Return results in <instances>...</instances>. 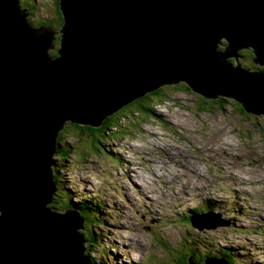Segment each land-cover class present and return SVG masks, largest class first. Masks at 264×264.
<instances>
[{"label":"water","instance_id":"1","mask_svg":"<svg viewBox=\"0 0 264 264\" xmlns=\"http://www.w3.org/2000/svg\"><path fill=\"white\" fill-rule=\"evenodd\" d=\"M58 2L64 25L51 56L55 32L32 29L17 0H0V264H88L79 214L56 216L47 206L64 123L99 127L175 81L264 115V72L227 61L249 47L264 63V0ZM188 264L197 263L189 256Z\"/></svg>","mask_w":264,"mask_h":264},{"label":"rangeland","instance_id":"2","mask_svg":"<svg viewBox=\"0 0 264 264\" xmlns=\"http://www.w3.org/2000/svg\"><path fill=\"white\" fill-rule=\"evenodd\" d=\"M19 2L35 22L50 20L56 0ZM241 55L240 65L253 64ZM160 87L165 98L144 101L148 117L133 114L128 132L109 127L95 147L71 122L59 134L64 155L52 159L59 186L76 202L88 199L84 211L94 220L81 229L95 233L94 247L86 241L85 252L99 264H177L191 256V246L199 259L230 250L233 264H264V115L240 111L229 96L204 97L185 81ZM202 98L221 102L203 110ZM128 110L134 113L135 106ZM210 202L217 207L213 211ZM195 213H206L193 215L202 229L187 219Z\"/></svg>","mask_w":264,"mask_h":264},{"label":"trees","instance_id":"3","mask_svg":"<svg viewBox=\"0 0 264 264\" xmlns=\"http://www.w3.org/2000/svg\"><path fill=\"white\" fill-rule=\"evenodd\" d=\"M19 7L22 9L23 5L21 6V4H19ZM27 22H29L31 25H34V21H32L30 19V16L27 18ZM38 23H40V24L42 23V24H46V25L51 24L50 26L55 27V29L58 26L61 27L64 25V18H63L58 0H56L55 6L53 8V13L50 15V20L38 19ZM38 23H36V24L40 25ZM61 38L62 37L59 33L55 34V39L57 41L56 45H58V42H61ZM219 49H220V47H219ZM53 51H56V50L53 49ZM53 51L51 53L55 54ZM238 53H239L238 57L242 53V55L240 57H242L246 61L254 62L255 60H258V57H256L254 50L252 48L246 47L245 50H242L241 53L240 52H238ZM254 56L256 58H253ZM227 61H228V64L229 63L233 64L234 62H236L235 58H232L231 60H227ZM253 64L243 63L242 66L245 67V69H249V70L254 71V72H264V66H262L260 64H257L255 66ZM164 90H165L164 87H159L154 91H150V92L144 94L143 96L136 98L131 103L125 105V107L116 110L113 114H111V115L107 116L105 119H103L101 122V125L99 127L93 128V127H90L88 125H77V124L71 125V124H69V122L64 123L63 126H65V124H67L69 126L71 125L73 127V129H76V131L80 133V135L86 134L88 137H91L93 140V142L91 141V144L93 143V147H95V145L97 146V143H99V137L102 136V135H99V133H102V134L105 133L103 130H106L108 132L109 127H111L112 129L116 130L117 132H120L121 134H123L126 132V130L128 132V129H130L129 124H131L135 121L133 114L139 115L140 113L144 112L145 117L147 118L148 117L147 113H150V109L148 107L145 108V106L143 104L144 101H147V99H150V100L155 101V102H161L159 97L165 98V96L163 95ZM202 99H204V98H202ZM220 102L221 101H219V100L217 101V100H211V99H204L203 105H205V107L202 108L201 104H200L201 102H198V108L205 110V109L209 108L210 106L216 107V104H219ZM236 102L232 103V104H234L240 111H245L243 106L238 102H237L238 103L237 104ZM157 104H160V103H157ZM131 105L135 106L134 113L132 111L128 110V108ZM126 108H127V110H125ZM66 126H65V128H66ZM63 132H65L64 128L60 132L57 133L56 144L59 143V134L63 133ZM103 137H105V135H103ZM57 153H60L61 156L64 155V145H60L58 147ZM49 176H50L51 184L54 186V190H55V195L53 197L54 199H53L52 203L54 204L56 199L63 200L68 207L70 206V207L75 208V210L79 213V215L85 221V223L89 224V222H90L92 224L94 222V220L93 219L89 220V216L86 215V212L84 211V209L87 210V208H86L87 203L75 202L73 200V196H71L69 191H67L65 189L63 190V188H61L59 186L58 175L56 173V169L54 168V161L53 160L49 166ZM52 203H51V206L54 207L52 205ZM187 219H188V217H187ZM86 237H87L86 241H88V245L91 244L93 246L94 241H95V233L92 231V229L86 231ZM186 241H187V239H186ZM185 244H187V243L184 242L183 245H185ZM187 245L190 246L193 244H187ZM88 247H90V246H88ZM190 248H191L190 255L192 256L193 261L197 264H202L205 257L202 259L201 258L199 259V255L196 252V250L192 249L191 246L188 249H190ZM228 252L231 253L230 250L222 251V254H223L222 257L227 258V261H228L227 264H233L234 259L232 257V254H230ZM84 256L86 259H89L88 262L90 264H99V262L97 260H95L94 258H91L89 256L88 252H84ZM188 259H189V255L186 254L182 258V260H175V261L179 262L177 264H188Z\"/></svg>","mask_w":264,"mask_h":264},{"label":"clouds","instance_id":"4","mask_svg":"<svg viewBox=\"0 0 264 264\" xmlns=\"http://www.w3.org/2000/svg\"><path fill=\"white\" fill-rule=\"evenodd\" d=\"M19 4H20V2H19V0H17V5H18V7H19ZM20 8V7H19ZM20 10H23L26 14H27V18H28V16H30V14H29V12H28V10L24 7V8H20ZM38 19H41V18H39V17H35V22L36 23H38ZM34 22V25H31L30 23H29V26L33 29V28H37V27H41V26H43V27H46V28H49V29H51L53 32H55V34H56V32L57 33H59L60 35H62V28H63V26H58L56 29L55 28H53V27H51V26H49V25H46V24H40V23H38V24H40V25H37L36 23ZM222 42H224V43H222ZM221 43H220V41L218 42V44L219 45H222V46H224L225 48H227L229 45H228V42L226 41V40H223ZM54 47L56 46V44H57V41H56V39H55V35H54ZM218 44H217V50H219V51H224V49H219V47H218ZM58 45L60 46V42H58ZM243 48V47H242ZM241 49V48H240ZM55 50L56 51H53L55 54H52L51 52L52 51H50L49 50V54L51 55V56H57V50H58V48H56L55 47ZM238 51L239 50H237L236 51V57H234L235 58V60H236V62H238L237 61V58H238ZM242 51V50H241ZM229 59H232V58H229ZM228 60V59H227ZM258 62H259V64L261 65V64H263V61L261 60V59H258L257 60ZM253 63H255V64H258L257 62H253ZM234 64V63H233ZM233 64L232 63H229V65H231V66H233ZM235 66H240L241 68H243V69H245L243 66H242V64L240 65V62H238V65H235ZM234 67V66H233ZM245 70H248V69H245ZM249 71V70H248ZM252 72H254V71H252ZM191 89V88H190ZM131 103V102H130ZM129 104V103H128ZM64 127V126H63ZM62 129V128H61ZM60 132V131H59ZM60 142L58 143V144H56V152H55V154H57V155H59L60 156V153H57V149H58V147L60 146ZM62 145H64L63 143H62ZM54 154V155H55ZM53 155V156H54ZM53 156H52V159H53ZM50 184H51V182H50ZM51 188H52V193H51V195H50V201H49V203H48V208H50L51 210H52V212H53V214H55L56 216H59V215H64V214H66V213H68V212H71V211H74V212H77L76 210H75V208H73V207H68L66 204H65V202L63 201V200H61V199H56L55 200V203L53 204L52 202H53V197H54V195H55V190H54V186L51 184ZM75 197V196H74ZM74 197H73V200H74ZM87 201L85 202V203H88L89 204V201H88V199H86ZM76 202V201H75ZM51 203H52V205L54 206V207H52L51 206ZM77 203H81V202H77ZM55 204H58V207H57V205H55ZM90 204H92V201L90 202ZM98 206V205H97ZM209 207V206H208ZM98 209H99V207H97ZM210 208V207H209ZM72 209V210H71ZM211 209H213V208H211ZM78 213V212H77ZM212 213V212H211ZM79 214V213H78ZM203 214H206V213H203ZM203 214H198V213H195V214H190V215H188V221L190 222V224H191V221H190V217H192L193 215H195V216H202ZM80 216V215H79ZM215 216H219V215H217V214H215ZM80 218H81V216H80ZM97 219H98V217H97ZM84 224H85V221L81 218V229L82 228H84L85 226H84ZM228 225H229V222H226V221H224V226L225 227H228ZM86 230L84 231V233L81 231V239L83 240V247H82V255H83V257L85 258V256H84V252H85V246H84V243L86 242V239H87V237H86ZM94 247V246H93ZM220 258H222V256L220 257ZM220 258H218V257H216V256H214L213 258H206L205 257V259H210V260H217V261H219L220 263H222V264H227V258L225 257V261L224 260H222V259H220ZM204 259V260H205ZM85 260L87 261V263L88 264H90L89 262H88V260L89 259H86L85 258Z\"/></svg>","mask_w":264,"mask_h":264},{"label":"bare ground","instance_id":"5","mask_svg":"<svg viewBox=\"0 0 264 264\" xmlns=\"http://www.w3.org/2000/svg\"><path fill=\"white\" fill-rule=\"evenodd\" d=\"M218 45H219V44H218ZM217 144H218V143H217ZM159 150H160V151H163L162 148H160ZM166 155H167V154H166ZM228 156H229V155H228ZM168 160H169V159H168ZM234 161H235V160H234ZM183 168H184L185 170H189L188 168H185V167H183ZM63 169H64V167H63ZM157 171H158V172H157V173H158V177L161 178L162 175L159 173V170H157ZM132 173H133V172H132ZM198 176H199V177H198L199 180H203V177L201 176V174H198ZM185 179H186V181L191 180V179H189V178H187V177H185ZM150 181H151V180L149 179V182L146 181V183L150 185ZM191 181H192L191 184H193V180H191ZM188 182H189V181H188ZM173 183H174L175 185H178V184H179V180H178V181H177V180H174ZM129 187L131 188V190H133V183H132V184L130 183V184H129ZM139 187H140V188H143V185H142V186L139 185ZM145 194H146V195H144V196L147 197V194H148V193L146 192ZM137 195H138V194H137ZM108 200H109V198H108ZM212 204H213V203L210 202L209 207H210V208H213V209H216V208H217L216 205H212ZM211 210H212V209H211ZM212 211H213V210H212ZM144 213H146V212H144ZM117 229H119V228L116 227L115 230H117ZM130 242H131V241H130ZM133 244H134V242H132L131 245H133ZM176 247H177V246H176ZM130 248H131V247H130ZM142 249L145 251L144 246H142ZM136 251H137V250H136ZM138 253H142V250H140V252H138ZM215 254H217V253H215ZM136 255H137V253H136ZM130 261L133 262L134 259H132V258L130 257Z\"/></svg>","mask_w":264,"mask_h":264}]
</instances>
